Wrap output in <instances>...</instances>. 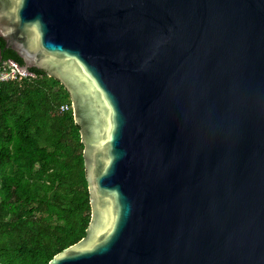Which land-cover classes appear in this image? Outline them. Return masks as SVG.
Here are the masks:
<instances>
[{
	"label": "water",
	"instance_id": "water-1",
	"mask_svg": "<svg viewBox=\"0 0 264 264\" xmlns=\"http://www.w3.org/2000/svg\"><path fill=\"white\" fill-rule=\"evenodd\" d=\"M0 37L83 145L85 236L46 264H264V0H0Z\"/></svg>",
	"mask_w": 264,
	"mask_h": 264
},
{
	"label": "trees",
	"instance_id": "trees-1",
	"mask_svg": "<svg viewBox=\"0 0 264 264\" xmlns=\"http://www.w3.org/2000/svg\"><path fill=\"white\" fill-rule=\"evenodd\" d=\"M4 43L0 37V71L7 60L22 66ZM82 148L68 93L57 79L30 67L26 75L0 80L3 264H46L85 236L90 205Z\"/></svg>",
	"mask_w": 264,
	"mask_h": 264
},
{
	"label": "built area",
	"instance_id": "built-area-1",
	"mask_svg": "<svg viewBox=\"0 0 264 264\" xmlns=\"http://www.w3.org/2000/svg\"><path fill=\"white\" fill-rule=\"evenodd\" d=\"M2 66L4 67H7L9 68L8 71H6V69H4V67L2 68V70L0 71V80H3L4 78H7V77H15V75L18 73L20 75H26L27 73L26 72H23L19 66H17L13 61L11 60H7V61H4L2 63ZM71 106V104H70ZM68 105H62L60 107L61 110H66L68 109Z\"/></svg>",
	"mask_w": 264,
	"mask_h": 264
}]
</instances>
